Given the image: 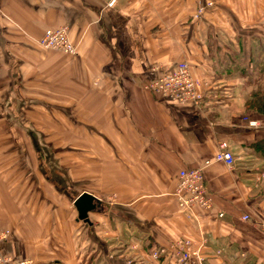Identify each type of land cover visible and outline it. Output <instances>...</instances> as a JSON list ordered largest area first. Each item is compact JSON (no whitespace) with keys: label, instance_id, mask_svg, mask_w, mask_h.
Listing matches in <instances>:
<instances>
[{"label":"crops","instance_id":"obj_1","mask_svg":"<svg viewBox=\"0 0 264 264\" xmlns=\"http://www.w3.org/2000/svg\"><path fill=\"white\" fill-rule=\"evenodd\" d=\"M108 1L0 0V95L8 97L0 104V128L8 129L0 132V227L11 231L4 251L36 264H162L150 249L188 237L205 241L215 264H264V159L252 148L264 138V118L256 126L244 119V97L264 79V0ZM60 26L77 55L39 46ZM181 61L205 84L201 104L146 88ZM49 105L83 113V184L94 187L82 192L97 199L89 223L78 219L82 192L63 182L69 170L58 168L53 141L28 116ZM222 142L236 162L204 168L215 208L188 218L174 196L178 172L213 160ZM12 143L32 152H12ZM6 158L24 160L17 174ZM38 170L56 181H34Z\"/></svg>","mask_w":264,"mask_h":264},{"label":"built area","instance_id":"obj_2","mask_svg":"<svg viewBox=\"0 0 264 264\" xmlns=\"http://www.w3.org/2000/svg\"><path fill=\"white\" fill-rule=\"evenodd\" d=\"M117 0H109L108 5L114 6ZM211 2L202 3L198 6L195 16L201 17ZM42 47L61 50L70 55H76L78 51L70 39L68 26H60L55 29H47L39 39ZM152 92L159 93L161 96L179 103L201 104L205 97V86L200 79L195 77L190 65L186 61L177 63L169 72L152 79L146 85ZM250 126L258 123L249 121ZM213 161L223 162L228 166H234L236 156L229 150L227 144L222 142L213 160H206L201 166L195 168H183L178 172L177 185L174 196L183 213L188 217L194 216L197 208L212 210L215 208L213 192L206 184L204 168ZM264 178V171L262 177ZM219 213V217H223ZM244 221H250L251 215L246 213L242 217ZM260 226L264 228V220H260ZM10 230L0 227V264H34L29 261H20L12 254L3 249V245L8 241ZM138 248V245H135ZM206 242L195 241L192 238L180 237L167 244L154 246L148 252L149 256L162 264H213L208 259L205 252ZM217 250V255L221 254Z\"/></svg>","mask_w":264,"mask_h":264},{"label":"rangeland","instance_id":"obj_3","mask_svg":"<svg viewBox=\"0 0 264 264\" xmlns=\"http://www.w3.org/2000/svg\"><path fill=\"white\" fill-rule=\"evenodd\" d=\"M51 29H55V28H51ZM38 44H39V41H38ZM73 44L76 47V50L78 51L76 44L74 42H73ZM39 46L45 50H53V49H48V48L42 47L40 44H39ZM54 51L62 52L61 50H54ZM62 53H64V52H62ZM64 54H67V53H64ZM68 55H70V54H68ZM255 83L257 84V87L256 86H255L256 88L253 87L251 89L250 94L247 95L246 97H244V99H245L244 100V104H245L244 105V111L246 114L244 119L246 120V122L247 121L248 122L249 121H255L258 123L257 125H260L261 122H260L259 118H264V115L262 113L258 112L257 110H255L254 108H252V109L248 108L247 107L248 105L246 104V101L249 99V97L252 93L259 92V91H262L264 89V79L255 80ZM204 86H205V84H204ZM7 99H8L7 96L0 95V104L2 103V100L4 101ZM57 100H58V98H56L52 101L57 102ZM69 107H71V106H69ZM0 108H1V106H0ZM1 114H2V112L0 111V117H1ZM82 114H83L82 111L70 112V111L66 110V108H63L62 110H56V108H54V106H50V105L48 107H44V110H42V111H38V112L30 111V112H28V116H30L32 119L38 121L39 129L44 133V135L47 136L48 139H51L53 141L52 143H50V145H52L53 148L55 147L54 151H56V153H58V156L60 158L57 162L58 168H60V169L63 168L65 171L69 170V172H67L68 174L67 173L63 174V176H62V178L64 179L63 182H67L68 185H70V187L72 189L71 190L72 193L76 196H77V194H79L80 192L83 191L84 187H88V186H91L90 188L94 187L93 183L83 184L84 179H83V175H82V173H83L82 166H83L84 161H83V144L81 142V136H82V128L81 127L83 125ZM15 118H18V115H15ZM70 128H71V130H70ZM3 130L6 131L8 129L0 128V132L4 133L5 131H3ZM73 131H75V132H73ZM72 140H74V142H72ZM6 146L7 145H5V149H6ZM10 147H11L12 152L18 151L20 154H22V152H26V151H28L29 153L32 152V146H29L28 149H22L19 147L18 144L14 145L12 143V145H10ZM92 147H93V145H92ZM2 148H4V146L2 145V143H0V151L2 150ZM40 149L42 150V147H40ZM87 149H88V147H87ZM96 149H97V147H96ZM11 157H13V156H11ZM23 161L24 160L21 158H17L16 160L14 158L7 160V158H6V160H5L6 163H9V162L11 163L10 169H12L11 170L12 172L15 171V174L18 173V171H17L18 166H19V164L22 165ZM94 162L99 165V161L97 159L91 160V163H92L91 166L95 167L96 171H97L95 173L96 175H94V174L91 175V180H94L95 183H98V181H99L98 180L99 179V177H98V175H99L98 171L99 170L98 169L99 168L97 165L93 166ZM87 163H89V161H87ZM35 169L37 170V167H35ZM33 173H34L33 170H28L27 178L30 177V174H33ZM41 176L42 175H40L39 170H38V177H33L34 181L35 180L38 181V179H42V183H43L42 185H50L51 180L54 182L56 181V178H54L53 175L48 176L46 179H45V177L41 178ZM37 181H36V183H37ZM105 196H107L106 198L108 200L114 201V198H115L114 193H109L108 195H105ZM107 209L112 210L109 208H107ZM261 220H264V211H263V216H262ZM82 222H84V221H82ZM3 228H6V227H3ZM108 228H109V226H108ZM108 228H106V231H108L110 233ZM260 229L264 231V228L262 229V227H260ZM102 231L105 232V229ZM10 235H11V231H10ZM178 238H180V237H177L176 239H178ZM124 246H126V247H124V249H127V246H130V244L127 243ZM128 254L129 253L124 250V257L127 258L128 260H130ZM19 260L20 261H29V262H33L34 264H36V262L34 260H29V259H19ZM210 262L215 264L214 262H212V260H210Z\"/></svg>","mask_w":264,"mask_h":264},{"label":"water","instance_id":"obj_4","mask_svg":"<svg viewBox=\"0 0 264 264\" xmlns=\"http://www.w3.org/2000/svg\"><path fill=\"white\" fill-rule=\"evenodd\" d=\"M74 205L78 211V219L89 223V213L96 210L97 199L92 193L83 192L75 199Z\"/></svg>","mask_w":264,"mask_h":264},{"label":"trees","instance_id":"obj_5","mask_svg":"<svg viewBox=\"0 0 264 264\" xmlns=\"http://www.w3.org/2000/svg\"><path fill=\"white\" fill-rule=\"evenodd\" d=\"M246 104L248 105L247 106L248 108L250 109L254 108L255 110H257L258 112L264 115V89L262 91L252 93L249 99L246 101ZM252 148L256 152H258L259 155L264 159V138L254 142L252 144ZM79 221H83V220H79Z\"/></svg>","mask_w":264,"mask_h":264}]
</instances>
